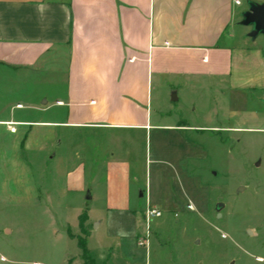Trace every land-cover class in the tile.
Segmentation results:
<instances>
[{
    "label": "crops",
    "instance_id": "1",
    "mask_svg": "<svg viewBox=\"0 0 264 264\" xmlns=\"http://www.w3.org/2000/svg\"><path fill=\"white\" fill-rule=\"evenodd\" d=\"M249 2L264 4L0 0V169H17L18 151L37 140L61 137L47 129L112 134L100 138L104 143L122 141L114 135L125 134L135 146L153 132H186L182 117L172 121L165 112V93H175L172 101H180L182 93L206 87L207 80L220 79L224 86L230 79L232 92H264V40L252 43L247 37L252 28L242 25ZM16 94L19 102L8 101ZM229 121L234 126L228 132L260 131L264 111L233 110ZM98 152L100 147L88 158ZM105 152L110 156L107 196L121 211H131L136 185L130 163L108 146ZM73 169L70 179L84 192L86 165L80 162ZM145 195L151 203L149 193L140 192V198ZM6 234L12 233L6 229ZM1 242L0 264H27L14 258L22 249Z\"/></svg>",
    "mask_w": 264,
    "mask_h": 264
},
{
    "label": "rangeland",
    "instance_id": "2",
    "mask_svg": "<svg viewBox=\"0 0 264 264\" xmlns=\"http://www.w3.org/2000/svg\"><path fill=\"white\" fill-rule=\"evenodd\" d=\"M251 33L252 43L264 40ZM230 85V79L224 86L220 79L207 80L175 102V93H165V112L172 121L182 117L188 130L153 132L137 146L125 134L114 135L122 141L104 143L113 135L47 129L61 137L37 140L18 151L17 169H0L1 245L22 249L14 258L27 264H83L79 238L96 264H264V125L260 131L227 130L234 126L233 110L264 111V92H232ZM8 101L19 102V95ZM215 126L226 130L206 129ZM107 146L130 163L136 185L131 211H121L107 196ZM96 147L101 152L88 158ZM80 162L86 165L84 192L70 179ZM141 191L151 203L140 198ZM150 207L162 217L150 225L147 250L137 243ZM83 214L86 236L79 227Z\"/></svg>",
    "mask_w": 264,
    "mask_h": 264
},
{
    "label": "water",
    "instance_id": "3",
    "mask_svg": "<svg viewBox=\"0 0 264 264\" xmlns=\"http://www.w3.org/2000/svg\"><path fill=\"white\" fill-rule=\"evenodd\" d=\"M248 7V11L242 15V25L252 28V33L249 35L250 37H257L259 34L264 35V4L260 5L249 2ZM174 100L176 101L177 98L174 97ZM88 199H90V196ZM222 207L223 205H219L218 210Z\"/></svg>",
    "mask_w": 264,
    "mask_h": 264
},
{
    "label": "built area",
    "instance_id": "4",
    "mask_svg": "<svg viewBox=\"0 0 264 264\" xmlns=\"http://www.w3.org/2000/svg\"><path fill=\"white\" fill-rule=\"evenodd\" d=\"M12 132H15V129H11ZM191 211L193 210L192 207L189 208ZM162 217V212L159 211L157 208H149L147 210V212L144 215V220L146 222V229H145V233L144 235H142L139 239H138V245L140 247L146 248L147 250L149 249L150 246V236H151V232H150V225L152 223V221L156 218H161Z\"/></svg>",
    "mask_w": 264,
    "mask_h": 264
},
{
    "label": "trees",
    "instance_id": "5",
    "mask_svg": "<svg viewBox=\"0 0 264 264\" xmlns=\"http://www.w3.org/2000/svg\"><path fill=\"white\" fill-rule=\"evenodd\" d=\"M88 222V216L87 214H83L79 217V227L81 229V232L84 236L87 235L86 231V223ZM70 238H74L69 234ZM79 245L83 251V261L84 264H96L95 260L89 255L88 249H87V244L86 240L84 238H79Z\"/></svg>",
    "mask_w": 264,
    "mask_h": 264
}]
</instances>
